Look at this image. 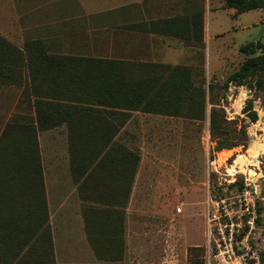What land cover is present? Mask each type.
<instances>
[{"label": "rangeland", "instance_id": "374dc122", "mask_svg": "<svg viewBox=\"0 0 264 264\" xmlns=\"http://www.w3.org/2000/svg\"><path fill=\"white\" fill-rule=\"evenodd\" d=\"M66 1L69 3L70 0ZM221 1L224 3L220 0L211 1V34L219 35L216 40L210 41L209 49L211 56L217 62L220 58L226 67L210 72L203 63V53H195L194 62L189 65L180 64L191 69L196 84L203 85L206 92L204 107L193 104L192 100L198 99V95L190 97L184 94L180 99L169 97L168 101H179L167 105V111H172L170 114L130 111L128 121L120 132L122 140L119 141L138 151L141 156L127 205L101 202L107 197L108 191L110 194L113 191L112 186L106 191L104 181L101 184H91L89 195L92 200H83L81 204L77 190L71 192L69 188L70 178L66 174L68 162L63 165L68 155L66 133L61 128L41 133L46 174L48 178H54L59 172L56 181L61 189L59 193L53 186L48 188L49 221L52 237L56 240L55 249L48 247V229H41L40 233L46 239L41 243V250H47L49 258L38 256L31 264H194L192 261L198 255L203 259L208 184L212 190L219 189L225 193L241 188L242 174H238V181L234 182L232 179L235 175L230 173H234L235 166L239 164L238 160L242 161L245 157V163L259 164L260 160V167L258 164H255V169L251 167L253 173L250 175L254 180L256 178L255 181L262 190L264 88H260L257 81H264V71H259L241 82L228 78L248 56L240 52L242 44L264 43V16H259L258 10L235 14L225 0ZM60 5L61 0H0V34L22 49L29 39H40L51 51L57 52L58 48L60 52L74 54L76 47L87 44V47H91L98 54V38H90L89 31H86L85 40L79 35L74 36L73 27L68 24L70 22L64 21L67 19L62 20L65 13ZM202 45L203 43L200 44ZM100 51H105L104 45L99 48V54ZM79 53L84 54L75 52ZM258 54H261L260 49L255 55ZM236 55L240 58L237 59ZM236 61H240V64L237 65ZM160 82L162 81H158ZM249 100L253 101V107L259 114L256 122H252L244 112ZM213 109L220 116H225L224 124L228 129L227 133L230 132L228 135L211 132ZM30 114H33V110L27 106L22 88L8 82L1 84L0 137L11 117L23 119ZM115 121L119 122V119ZM220 136L227 139L224 143L232 142L237 145L221 147ZM232 137L238 140H231ZM238 155L243 156L236 160ZM252 157L257 158L258 162H253ZM245 163L239 164L241 168ZM5 186H10L11 189H5L4 194V185L0 186L4 194L3 196L0 191L1 205H19L20 210L23 208L27 213L32 201H36L32 199L33 183L11 181ZM123 187H120L121 192L116 190L115 201L124 194ZM85 208L88 211L94 209L96 214L106 208L109 211L117 209L123 213V244L115 247L110 260L94 261L86 255L84 249L91 248L80 217ZM262 209L264 214V201ZM106 219L110 220L108 228L114 232L113 215L109 216L107 213ZM33 225L32 219L26 224L27 240L36 235ZM30 242L33 241L21 247V253L29 251ZM192 247H198V250L194 248L189 254V248ZM17 248L16 245L11 247L7 242L1 245V251L7 254H16ZM15 260L16 258L11 264Z\"/></svg>", "mask_w": 264, "mask_h": 264}, {"label": "trees", "instance_id": "16d2710c", "mask_svg": "<svg viewBox=\"0 0 264 264\" xmlns=\"http://www.w3.org/2000/svg\"><path fill=\"white\" fill-rule=\"evenodd\" d=\"M225 3L235 8L236 13L264 9V0H225ZM200 31L202 40L203 12ZM239 49L248 56L228 80L241 82L264 71V43L250 42L242 44ZM259 49L261 54L255 55ZM5 82L22 88L27 106L33 110V114L25 115L23 119L11 117L3 129L0 137V186L4 185L5 194V189H11L5 185L11 181L32 182V199L36 201H32L27 213L23 208L21 211L19 205L6 207L0 202V264H11L14 258V264H31L38 256L49 258L47 250H41V243L46 240L40 233L43 228L49 232L48 247L54 249L39 130L67 124L71 170L74 178L81 183L85 201L92 200L90 185L104 181L106 191L111 186L113 191L111 194L108 191L107 197L101 202L125 205L141 157L138 151L115 141V137L127 121L130 111L170 114L172 111H167V105L179 102L170 99H180L184 94L190 97L198 95V99L192 102L196 106L202 105V108L206 101L203 85L196 84L191 69L184 65L150 64L143 67L123 59L53 52L40 39H29L22 49L0 34V85ZM257 83L260 88H264V81ZM244 112L252 122L259 118L252 100L247 102ZM115 119H119V122ZM225 121V116H220L213 109L211 132L228 135L230 132L227 133ZM233 139L238 140L236 137ZM220 140L221 147L237 145L224 143L227 139L222 136ZM120 187H123L124 194L115 201V193L121 192ZM107 213L115 219L114 232L108 228L110 220L106 219ZM83 216L95 254L101 260H110L115 247L123 244V213L106 208L96 214L94 209L88 211L85 208ZM31 219L36 235L27 240L25 227ZM31 240L33 242H30L29 251L21 253V247ZM3 242L11 247L16 245L17 253H3ZM194 248L198 250V247L189 248V254ZM41 253L44 254L39 255ZM192 262L204 264L199 255Z\"/></svg>", "mask_w": 264, "mask_h": 264}, {"label": "crops", "instance_id": "0c3cea01", "mask_svg": "<svg viewBox=\"0 0 264 264\" xmlns=\"http://www.w3.org/2000/svg\"><path fill=\"white\" fill-rule=\"evenodd\" d=\"M211 1L213 0H70L68 3L66 0H61L60 6L64 9L63 12L65 13L62 20L67 19L64 21L70 22L68 24L73 27L74 36L79 35L82 40H85L87 37L86 31H89L90 38H98V54H96L91 47H87V44L83 47H76V51L73 50L74 54L75 52H81L84 53V55L93 54L92 56L96 55L100 57L123 59L139 63L143 65V67H148L150 64L163 63L189 65L194 62L195 53H203L204 62H202L207 66V70L215 72L218 69H222L224 66L226 67V65H224V61L220 58L217 62L210 54V41L216 40L219 35L211 34L209 13L212 5ZM220 2L222 4L224 3V1L221 0ZM233 10L235 14H237L236 9L233 8ZM252 10H258V12H260L259 16H264L263 8H255ZM201 12H203L202 40H200ZM202 43L203 45L200 46ZM103 45L105 46V51H100L101 54H99V48ZM195 49H197V52H195ZM57 50L60 52L58 48ZM236 57L237 59L240 58L238 55H236ZM234 63L235 62H233V64ZM236 63L239 65L240 61H236ZM238 69L236 68L235 71ZM224 70H226V68ZM126 122L119 130V133L115 137V141L122 140L120 132L123 130ZM59 128H61L67 136L68 155L63 165H67L68 162L66 174L69 175L68 177L70 178V183H68L69 188L71 192H76L77 190L76 193H78L80 203L82 204L84 199L81 192V183L74 178L71 170L68 126L66 123L53 128L39 130L38 137L41 156V133L50 132ZM120 143L124 144L123 141ZM125 146H127V144ZM127 148L130 147L127 146ZM42 162L48 202V188L50 186L55 187L60 193L61 188L57 185L56 181L59 172L54 175V178H48L43 157ZM135 178L128 196V201L125 205L129 202ZM48 209L50 220L49 202ZM80 217L83 220L86 240L91 248V250L84 249L86 255L88 254L89 258L94 261L98 260L99 258L95 254L94 248L87 236L85 219L82 211ZM55 246L56 240L54 238V249Z\"/></svg>", "mask_w": 264, "mask_h": 264}, {"label": "built area", "instance_id": "2783aa9c", "mask_svg": "<svg viewBox=\"0 0 264 264\" xmlns=\"http://www.w3.org/2000/svg\"><path fill=\"white\" fill-rule=\"evenodd\" d=\"M237 166L232 181L237 182L238 174H242L241 188L225 193L207 186L204 264H264V196L250 175L255 163ZM227 171L229 174V168Z\"/></svg>", "mask_w": 264, "mask_h": 264}, {"label": "bare ground", "instance_id": "6f19581e", "mask_svg": "<svg viewBox=\"0 0 264 264\" xmlns=\"http://www.w3.org/2000/svg\"><path fill=\"white\" fill-rule=\"evenodd\" d=\"M241 156H243V155H238V157H237L236 160H238ZM253 161H254V162H258V159H257V158H253ZM237 163H239V164H240V163H245V157L242 159V161H241V160H240V161L238 160ZM255 164H257V163H255ZM232 172H233V171H232ZM250 173L252 174L253 171L250 170ZM261 173H262V172H261ZM231 174L233 175V173H230V175H231ZM255 180H256V178H255Z\"/></svg>", "mask_w": 264, "mask_h": 264}, {"label": "water", "instance_id": "95a60500", "mask_svg": "<svg viewBox=\"0 0 264 264\" xmlns=\"http://www.w3.org/2000/svg\"><path fill=\"white\" fill-rule=\"evenodd\" d=\"M261 193H262V195L264 196V185H263V183H262V185H261Z\"/></svg>", "mask_w": 264, "mask_h": 264}]
</instances>
